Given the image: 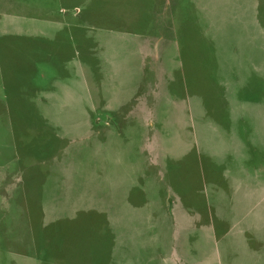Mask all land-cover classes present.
<instances>
[{
	"label": "rangeland",
	"instance_id": "obj_1",
	"mask_svg": "<svg viewBox=\"0 0 264 264\" xmlns=\"http://www.w3.org/2000/svg\"><path fill=\"white\" fill-rule=\"evenodd\" d=\"M0 264H264V0H0Z\"/></svg>",
	"mask_w": 264,
	"mask_h": 264
}]
</instances>
